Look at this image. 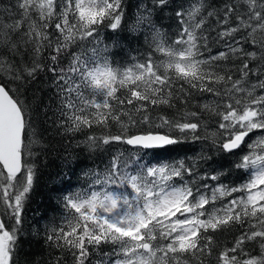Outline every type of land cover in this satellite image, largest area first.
Here are the masks:
<instances>
[{"label": "snow or ice", "instance_id": "6c2138e0", "mask_svg": "<svg viewBox=\"0 0 264 264\" xmlns=\"http://www.w3.org/2000/svg\"><path fill=\"white\" fill-rule=\"evenodd\" d=\"M123 31L144 50L118 60ZM38 82L90 162L43 228L26 212L45 148L17 95ZM182 145L200 147L148 156ZM25 237L48 264H264V0H0V264Z\"/></svg>", "mask_w": 264, "mask_h": 264}, {"label": "trees", "instance_id": "16d2710c", "mask_svg": "<svg viewBox=\"0 0 264 264\" xmlns=\"http://www.w3.org/2000/svg\"><path fill=\"white\" fill-rule=\"evenodd\" d=\"M134 2L135 0H130V3ZM132 11L133 9L129 8L130 14ZM164 22L170 23L169 21ZM119 35L125 37L126 40L124 52L114 49V51L119 52V55L116 57L118 60H126L128 55H133L132 49L144 50L143 37L139 40L128 38L126 31L121 32ZM43 88L44 86L38 82L29 87L23 95L17 93L19 98L26 100L33 109L29 113L32 119V126L28 130L29 137H31L34 131L42 140L45 148L40 159L47 167L41 169L38 186L32 194L26 212L27 225H34L40 228H43L51 218L59 216V211L54 208L55 200L50 199V197L55 195V189L67 187L62 181H70L74 186H79L78 177L80 176L81 169L90 165L84 153L73 151L75 146L74 140L70 141L67 137L61 138L56 134L51 120L44 115L45 109H43V106H40L39 111L36 110L40 97H43V103H49L48 97L51 93L43 91ZM48 116H51V112L48 113ZM124 147L126 146L114 145L113 150ZM191 147L199 150L200 145L171 146L165 149L148 150V156H158L161 159H168L177 154H184ZM69 158H75L79 162L77 163L74 160L72 164H68L67 159ZM218 162L222 163L224 167H229L227 161ZM240 175V173L234 172L228 179L239 183L241 182ZM49 259V250L43 240L34 237H25L21 245L18 246L14 256L16 264H48Z\"/></svg>", "mask_w": 264, "mask_h": 264}]
</instances>
